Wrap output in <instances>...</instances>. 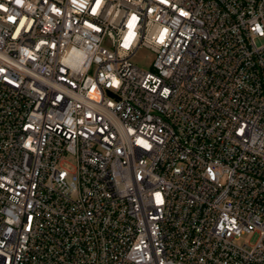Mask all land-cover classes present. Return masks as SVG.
<instances>
[{
    "label": "built area",
    "instance_id": "obj_1",
    "mask_svg": "<svg viewBox=\"0 0 264 264\" xmlns=\"http://www.w3.org/2000/svg\"><path fill=\"white\" fill-rule=\"evenodd\" d=\"M0 264H264V0H0Z\"/></svg>",
    "mask_w": 264,
    "mask_h": 264
},
{
    "label": "rangeland",
    "instance_id": "obj_2",
    "mask_svg": "<svg viewBox=\"0 0 264 264\" xmlns=\"http://www.w3.org/2000/svg\"><path fill=\"white\" fill-rule=\"evenodd\" d=\"M153 56L148 50H141L135 59V62L143 68H149Z\"/></svg>",
    "mask_w": 264,
    "mask_h": 264
}]
</instances>
